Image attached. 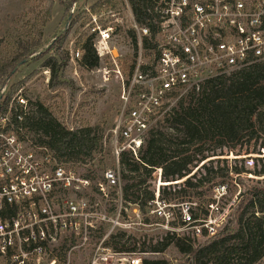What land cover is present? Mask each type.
Instances as JSON below:
<instances>
[{
	"label": "built area",
	"instance_id": "2783aa9c",
	"mask_svg": "<svg viewBox=\"0 0 264 264\" xmlns=\"http://www.w3.org/2000/svg\"><path fill=\"white\" fill-rule=\"evenodd\" d=\"M122 1L129 11V30L136 35L135 54L127 67L109 45L117 27L100 25L94 15L92 28L98 34L95 48L100 60L110 58L114 65L103 69L104 80L112 75L122 88L110 142L119 165L125 153L140 161L147 141L163 131L157 121L183 91L199 92L213 78L264 63V0H152L150 25L137 20L130 0ZM31 106L19 92L0 109V258L6 264H41L48 249L65 236L70 245L63 264H72L76 248H90L87 264H143L147 253L119 250L110 243L117 230L135 228L125 218L131 203L123 198L122 174L108 169L93 188L90 177L61 165L49 148L30 137L25 117ZM156 169L159 184L149 201V215L157 216L158 223L170 229L180 204L162 197V169ZM91 189L104 201L116 196L121 202L111 209L113 217L88 198ZM226 189L225 184L216 186V198L224 196ZM133 206L140 218L141 211ZM191 206L182 205L181 228L191 229L196 238L213 235L223 211L218 203L212 202L206 216H196L198 206L195 210ZM97 223H107L110 228L91 245ZM140 223L153 225L144 219ZM77 237L79 245L72 244ZM47 264H60L58 256Z\"/></svg>",
	"mask_w": 264,
	"mask_h": 264
},
{
	"label": "trees",
	"instance_id": "16d2710c",
	"mask_svg": "<svg viewBox=\"0 0 264 264\" xmlns=\"http://www.w3.org/2000/svg\"><path fill=\"white\" fill-rule=\"evenodd\" d=\"M130 4L137 20L150 25L152 0H130ZM36 30L31 37H20L12 55L0 58V80L9 78L17 64L42 48L43 32ZM129 35L136 43L133 30H129ZM79 44L82 48L80 65L87 69L98 67L100 58L92 35L80 37ZM65 63H60L56 57L43 63V67L51 71V85L59 82L58 74ZM17 88L18 85H14L12 91ZM190 95H197L202 102L190 101L185 105L182 99L179 101L174 124L180 125L178 122L182 121L181 128L176 127L172 134L164 131L153 134L140 161L123 154L120 163L123 167V198L126 203L139 208L146 224L151 223L149 201L154 198V190L148 181L153 179L156 168L162 169V180L166 183L161 188L163 198L168 201L200 198L203 193L199 189L205 184L219 186L226 183L224 178L231 173L239 176L252 173L238 165L229 167L225 164L215 168L212 165L215 159L205 163L208 144L215 142L217 148L235 145L241 139H247L249 143L264 142V63L213 78L199 92L193 90ZM10 97V93L4 94L0 109ZM35 106L37 115L27 114L25 124L31 132L41 134L35 143L49 148L59 163L83 162L103 149L102 135L90 123L68 127L40 100ZM147 155L150 157L146 158ZM195 168L198 169L193 172ZM254 172L264 175V167ZM181 179H185L184 184L177 183ZM240 195L236 215L231 221L235 227L226 226L204 245L196 246L195 237H180L168 232L160 241L145 239L138 246V239L126 238L127 232L121 230L111 236L110 243L119 250H139L148 254L164 253L174 245L192 264H255L264 257V187H254ZM194 214L206 216L208 212L202 208L200 211L199 206ZM155 218L159 222V218ZM143 264L173 263L169 259L145 257Z\"/></svg>",
	"mask_w": 264,
	"mask_h": 264
},
{
	"label": "rangeland",
	"instance_id": "374dc122",
	"mask_svg": "<svg viewBox=\"0 0 264 264\" xmlns=\"http://www.w3.org/2000/svg\"><path fill=\"white\" fill-rule=\"evenodd\" d=\"M94 15L100 25L106 26L110 23L117 27V30L111 34L109 45L110 48L114 49V53L120 54L118 60L127 67L135 54V41L129 35V28L131 27L129 11L123 1L0 0V58L13 54L17 42L21 39L20 37H31L32 33L38 31L36 29L43 32L42 48L35 50L30 55L34 56L32 59L21 65L17 64L9 78L0 80V94L3 93L4 97V94L10 93L11 99L21 92L29 100L30 105L32 104L30 111L32 115H37L35 102L40 100L45 106L50 107L53 115L66 126L75 127L76 125H81V123L88 122L97 129L99 134L102 135L103 142L106 141V146L103 145L101 151L95 152L92 158L83 162H60L61 165L67 168L75 169L79 175L90 177L93 182V188L95 186L94 183L102 179L106 170L117 169L120 174L123 173V167L121 164L116 163L110 145L111 129L116 123L118 110L121 106L122 88L114 76L111 75L108 81H105L103 77V69L114 68L113 62L110 58L100 60L99 66L93 69L84 68L79 63L82 55L79 38L83 35L87 37L92 35L94 43L99 40L98 34L92 33V28L95 24ZM44 21L46 22L42 25ZM78 51H80L79 57L76 56ZM51 57H56L60 63L66 62L59 71V82L54 86L50 83V69L43 67L45 60ZM97 68H100L101 72ZM12 85H18V88L12 91ZM190 93V90L183 91L177 99L172 100L171 110L157 121L156 125L158 128L166 133L168 132V134H172L176 127L181 128L182 121L178 122L180 125L174 124V119L178 117L175 109L179 106V101L182 99L185 105H188L190 101L195 103L202 102L197 95L193 96ZM170 127H172V130ZM29 135L35 141L41 134L30 131ZM214 146L215 142L207 145L209 150L206 152L207 160L204 161L205 163L209 159H215L212 164L215 168L217 166L222 167L225 164L229 167L238 165L248 171H252V173L246 172L240 176L231 173L230 176L224 178L226 181L225 185H227L224 196L220 194L216 198V195L219 194L215 190L216 186L205 184L199 189L203 193L200 198L187 199V202L181 198L172 201L180 205L175 210L177 217L170 222V229H166L159 224L155 220V215L149 216L153 225L139 226L141 219H144L145 216L140 213V218L137 217L133 211L134 206L132 204L128 205L127 210H125V218L129 219L132 224L134 222L135 225L133 226L135 228L127 231L126 238L134 237L133 239H138L139 246L145 239H153L154 242L160 241L168 232H174L180 237H193L191 229L181 228L182 219L180 213H182V205H192L191 207L194 210L197 206H200V211L201 208L202 210L211 211L210 206L214 200L223 211L220 214V226L216 228L213 235L219 234L228 225L235 227V223L231 221L234 218V212L241 197L240 193H247L248 190L254 187H264V175H256L254 172L264 167V142L260 140L258 143L255 141L249 143L247 139H241L235 145L217 148ZM150 155H147L146 158H149ZM225 160L227 163H225ZM197 169L195 168L193 172ZM184 181L185 179H181L177 183L184 184ZM148 183L151 184L152 190L157 188L159 184L158 169H155L153 179L149 180ZM161 183L165 182L161 181ZM162 184L161 187H163ZM89 192L88 198L99 202L102 209H106L107 213L113 217L114 213H111V211L116 204L119 207L121 204V202L115 200L116 196L104 201L94 189ZM233 203L234 205L231 208ZM97 225V229L92 235L91 245L99 241L110 228L107 223H97ZM119 231L117 230L116 233ZM213 235L210 237H195L196 246L206 244ZM66 240L67 237H60L56 245L48 249V255L44 257L41 264H47L56 255L59 263L63 264L65 253L70 245ZM78 240L79 237L74 239L72 244L79 245ZM89 252L90 248H76L73 251L72 264H87ZM145 257L169 259L173 264H192L174 245H171L164 253H147ZM0 264H6V262L0 258ZM30 264L37 263L32 261ZM255 264H264V257Z\"/></svg>",
	"mask_w": 264,
	"mask_h": 264
},
{
	"label": "water",
	"instance_id": "95a60500",
	"mask_svg": "<svg viewBox=\"0 0 264 264\" xmlns=\"http://www.w3.org/2000/svg\"><path fill=\"white\" fill-rule=\"evenodd\" d=\"M34 56H30V57H27L26 59H24L23 61H21L18 65H21L22 63L32 59ZM3 98V93L0 94V101L1 99Z\"/></svg>",
	"mask_w": 264,
	"mask_h": 264
}]
</instances>
